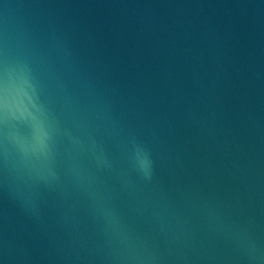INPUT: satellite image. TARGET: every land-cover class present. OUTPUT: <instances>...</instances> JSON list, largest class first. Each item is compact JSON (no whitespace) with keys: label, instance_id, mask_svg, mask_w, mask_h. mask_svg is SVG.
I'll use <instances>...</instances> for the list:
<instances>
[{"label":"water","instance_id":"obj_1","mask_svg":"<svg viewBox=\"0 0 264 264\" xmlns=\"http://www.w3.org/2000/svg\"><path fill=\"white\" fill-rule=\"evenodd\" d=\"M0 264H264V0H0Z\"/></svg>","mask_w":264,"mask_h":264}]
</instances>
